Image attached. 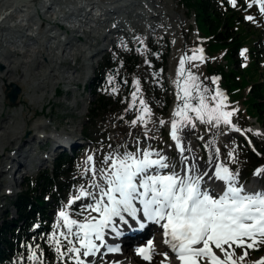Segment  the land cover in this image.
<instances>
[{"label":"rangeland","instance_id":"rangeland-1","mask_svg":"<svg viewBox=\"0 0 264 264\" xmlns=\"http://www.w3.org/2000/svg\"><path fill=\"white\" fill-rule=\"evenodd\" d=\"M127 4H121L122 7L119 5L115 13L110 14L112 20L96 17V22L86 19L81 28L78 25L80 30L85 29L87 32L79 33L83 36L82 41L76 37L79 34L65 33L64 30L57 31L54 25H48L45 21L36 30V36L41 37L42 33L53 28L48 32L47 39L46 37L41 38L42 43L39 44L45 47L46 50L44 47L41 49L46 51V55L49 54L48 61L33 52V48L37 50V44L32 46V41L28 38L18 36L17 33L13 34L17 28L5 24L6 26L2 27L3 30L0 31V61L4 62L7 59L13 61L11 66L5 67L0 64V75L11 67V71L7 73L6 77L13 74L12 76L17 80L16 82L0 80V124L6 120L10 122L8 129L24 126V141H22L20 149L24 146V142H30L31 138L35 136L36 129L33 125L36 122L46 123L47 130L55 127L60 131L74 132L75 139L84 143L73 150L72 165L65 175L58 178V185L51 187L41 195L46 201L44 205L49 208L48 218L50 220L44 221V224L35 222L32 225V230L35 231L40 224L39 226L46 225L47 231L41 230L38 235L31 236L26 244L24 243L25 249L19 254V257L14 255L15 258H10L11 262L7 264H73V260L70 258L71 254H66L63 258L59 256L52 237L54 234L59 236L58 230H61V228L58 229L59 224L56 221V218H59V211L67 205L72 196L77 194L81 186L87 187L90 183L91 175L85 172L84 158L86 154L94 157L96 167L99 168L102 166L103 158L109 153L135 151L138 146H142L153 150L168 149L169 161H173V165H177V169L183 165L182 160L178 157L176 145L170 137V121L177 103L174 81L176 80L178 62L182 55H191V49L202 48L205 60L202 63L200 61L186 63V67L200 78L204 86L210 90L218 88L222 91L227 97V110L235 109L236 111L230 118L231 125L221 123L218 127H213L194 121L195 127H185L180 136L185 141L186 147L195 151L196 157L202 165L209 161L212 162L215 158L212 154H215L218 149L224 164L232 171H238L240 184H243L244 181L248 183L254 176L257 168L250 170V164L245 158L247 149L245 142H248L249 148L253 151H261L264 147V126L256 117L255 109L252 106L255 98L250 91L253 84H258L261 89L260 94L264 97V13L261 12L260 6L254 0H248L246 8L239 13L240 16L244 14L241 18L243 48L230 58L226 57L223 51L217 50L221 49L220 47L209 51L204 48L205 43L198 34L193 15L189 17L190 13L187 12L183 1L157 0V6L153 1L151 9L157 8V10L152 14L144 12L143 7L138 4ZM53 7L56 8L54 5ZM36 8L42 10L39 5H36ZM121 10L126 13H120ZM249 16L252 17L251 20L247 19ZM119 17L121 19H118ZM70 22L77 23L73 17L70 18ZM39 23L42 21L39 20ZM24 32L32 33L31 28L30 30L25 29ZM53 34H59L61 42L57 44L53 39L48 38ZM65 37L69 40H64ZM150 40L157 41L153 44L156 49L153 54V57H157L155 60L149 53ZM163 42H167L168 52L165 68L161 69L160 53L164 48ZM90 43L92 44L90 45ZM75 44L76 46H74ZM77 48L82 49L83 54L79 53ZM100 48H104V50L94 57H89L94 50ZM53 49L55 55L52 52ZM17 52L20 53L17 54ZM242 52L243 55H241ZM74 54H78L77 57ZM133 56L136 57L137 67L128 72L119 57ZM51 59L58 62V65L51 64L49 62ZM211 61L215 65L224 66L225 70L238 69L239 73L236 77L240 86L236 88L226 86L223 79L218 76H216L219 78L217 83L213 84L212 78L215 76L206 72V66ZM8 63L11 62L8 61ZM49 64L54 65L55 69L52 70L54 67ZM73 78L76 79L73 81ZM134 80L140 82L141 91L138 96L144 98L152 111V116L148 118L146 126H142L140 123L133 126L130 122L135 119L136 110L133 108L126 111L131 102V93L135 91ZM11 84L20 89L17 101L13 104L7 98V92L12 88ZM7 86H9L8 89ZM42 88H44L43 91ZM57 90L61 91L60 94ZM101 96L104 100L109 101L105 109L99 107L98 99ZM136 104L139 106V100ZM160 120H164L165 124L161 125ZM8 129L7 131H9ZM4 137L0 131L1 143L5 141ZM84 137H88V139L85 140ZM32 146L36 150L31 159H28L30 162L27 160V164L30 163V166L35 165L38 159L44 156L41 151L49 148L50 140L45 143L33 140ZM26 148L25 144L24 149ZM10 150H12L11 146L6 151L3 150L2 153L8 155ZM57 152L58 150L54 153ZM229 152H233L234 162L229 158ZM46 155L52 158L51 154ZM52 162L53 160L50 158L45 160L43 165L35 166L27 177L34 178L39 171L51 168ZM261 167H264V157H262L261 165L258 168ZM201 168L202 166L199 170ZM22 170L23 167L12 170L17 176L16 184L12 189L13 194L0 186V227H7L9 224L7 221L17 218L12 200L23 190L22 184L26 176H21ZM257 176L259 178L257 184L264 189V174ZM38 194L40 195L42 192ZM72 210L73 207L68 208L69 212ZM77 213L81 212L77 211ZM112 236L114 235L111 234L109 238H113ZM62 243L64 245L62 251H66L67 242L62 239ZM33 251L36 253V258L29 260L28 257ZM239 252L240 249H237V253ZM13 253H16L15 250ZM252 253L253 251H250L246 264H251V261L262 257H253ZM101 261L103 262V259H99L95 264H99Z\"/></svg>","mask_w":264,"mask_h":264},{"label":"snow or ice","instance_id":"snow-or-ice-1","mask_svg":"<svg viewBox=\"0 0 264 264\" xmlns=\"http://www.w3.org/2000/svg\"><path fill=\"white\" fill-rule=\"evenodd\" d=\"M231 2L235 4V0ZM256 2L264 12V0ZM190 52L191 55H182L178 62L174 81L177 103L170 121V137L181 156L186 151L180 138L185 127L194 128V121L213 127L221 123L231 125L230 118L236 111L227 110V97L222 91L210 90L186 67V63L205 60L202 48ZM218 79L212 78V83L216 84ZM133 85L135 91L126 111L135 108L136 117L130 123L146 126L152 111L144 98L138 96L139 80H134ZM159 123L164 125L165 121ZM233 152L228 155L234 162ZM84 164L85 172L92 173L90 187L94 191L81 186L68 200L58 213L66 231L52 237L59 256L71 254L73 264H86L82 257L94 256L100 251L105 243V230L117 231L114 218L128 224L126 217H129L139 222L141 228L145 227L141 221L153 222L163 230V244L170 251L157 252L151 239L146 246L136 249L148 264H157L154 259L157 256L163 257L158 264H246L250 251H258L264 245V190L247 189L239 183L238 171L223 163L215 165L210 177L223 182V187L215 193L205 184L210 174L189 164L187 157L182 160L184 167L177 171L166 155L150 148L138 146L135 151H113L103 158L99 168L94 157L88 155ZM260 174H264V167L255 170L254 175ZM82 198H90L92 202L82 207V220L73 219L68 208ZM117 234L120 233L117 231ZM61 238L67 241L66 251H62ZM107 251L117 252L119 248L108 247ZM35 258L33 251L28 259ZM251 264H264V256Z\"/></svg>","mask_w":264,"mask_h":264},{"label":"bare ground","instance_id":"bare-ground-1","mask_svg":"<svg viewBox=\"0 0 264 264\" xmlns=\"http://www.w3.org/2000/svg\"><path fill=\"white\" fill-rule=\"evenodd\" d=\"M84 1H87L88 2V5H91L92 8H97V10L99 11V17H104L107 20H112L110 14L115 13V10L118 9L119 5L125 4V3H128V4L129 3H131V4H133V3L134 4H138L140 7H143V9H144L143 11L144 12H146V13L150 12L149 14H152V13L156 12V10H157V8H152L151 9V7H152L151 6V3L154 1L155 6H157L156 5V1L157 0H140V1H138V0H0V31L3 30L2 27L6 26L5 24H7V26H9V27L17 28L15 31H13V34L14 33H17L16 35L19 34L18 36L28 38L29 40L32 41V46H34L35 44H37V50H35V48H33V52L35 54H39V57L40 58L41 57L44 58L45 61L46 60L48 61V59H49L48 58V55L49 54L46 55V53H45L46 51L44 52L45 47L44 46H41L39 44L42 43V40H40L41 38L46 37V39H47L48 32L49 31H52L53 28L51 27L48 30H46L44 33H42V36L41 37L36 36V30L39 29V27L41 26V24L42 25L44 24V22H45L44 19H48L49 18L50 20H53L54 18H57L58 17L57 19L59 21H61V20H65V19H70L72 17L74 18L75 12H77L76 14H79V12L82 10V4H83ZM254 2L257 3L256 0H254ZM166 4H167V2H166ZM257 4H259V3H257ZM36 5H39V7L42 10H44L43 18H41L39 12L36 11V9H37L36 8ZM53 5L56 8H54ZM121 7H122V5H121ZM66 8H67V10H66ZM124 10H121L119 12L120 13L121 12L122 13H126ZM153 15H155V14H153ZM86 19L87 18H85V19H83V20H81L79 22L78 25H79L80 28H81V25H83V23H84V21ZM118 19H121V18L119 17ZM39 20H41L42 23H39ZM45 23H47L48 25H51L52 24V23L47 22V21ZM52 25H54L56 28L58 27V24L57 23H54ZM30 28H31L32 33H28L27 34V33L24 32L25 29L26 30H28V29L30 30ZM80 28H79V30L74 31L73 34H79V33H84L85 34L86 30L85 29L80 30ZM91 29H93V28H91ZM87 31H90V30H87ZM55 33H56V31H55ZM93 34H95V33H93ZM84 36H86V35H84ZM48 38L53 39V41H55L57 44L59 42H61V37H60L59 34H53L51 37L49 36ZM67 39L68 38L65 37L64 40H67ZM77 39L79 41H82L83 40V36L81 34H79L78 37H77ZM91 44L92 43H90V45ZM74 46H76V44ZM41 47H44V49L42 50ZM55 47H57V46H55ZM60 48H61V46H60ZM62 50H63V47H62ZM76 50L79 53H82V51H83L80 48H77ZM102 50H104V48H100V49L94 50V52L91 53V55L89 57L96 56L97 54H99L100 52H102ZM52 52H54V55H55L54 49H53ZM66 52H67V50H66ZM19 53L17 52V54H19ZM63 54H64V52H63ZM52 55L53 54H51V56ZM66 55H68V53ZM71 55H73V53H71ZM74 55H75V57H77L78 54L77 55L74 54ZM8 61L11 62V63H8ZM12 62H13L12 60L7 59V61L5 60L4 62L0 61V64L4 65L6 67V66H11ZM49 62H51V64L54 63L55 66L58 65V62H56V61H54L52 59ZM54 65H50V66H53L54 67V68H52V70L55 69V66ZM60 65H61V63H60ZM86 65H88V64H86ZM9 71H11V67L8 68V69H6V72L4 74H1L0 75V80L1 79H4V80L9 81V82H16L17 80L15 79L14 76H12L13 74H11L12 77L11 76L6 77V75H7V73ZM63 75H64V73H63ZM74 79H76V78H73V81H74ZM43 89L44 88H42V91H43ZM34 99H36V98H34ZM38 99H40V98H38ZM9 126H10V122H8L6 120H3V122L0 124V131L5 136L4 137L5 141L2 142V143L0 142V157H1V159H0V184H2L0 186L3 187L4 189L8 190L9 193H12L13 194L12 189H13L14 185L16 184L15 182L17 181V179H16V177L14 175H13L12 179H9V176L12 175V173H13L12 170L13 169H19V167H21V168L22 167L23 168H27L28 167L29 164H27V163L31 159V156H32L33 152L36 150L32 146V141L33 140H39L40 142L45 143V142L48 141V139H52V138L54 139V135H56L57 136V140L58 139L60 140L62 138V139H65V141H66L67 140V137L69 135L70 136L72 135V137L75 138V134H74V132H70V131H65V130L60 131L59 129H57L55 127L52 128V129H50V130H48V131H46L45 129L48 127V125H46V123H44V122H36L33 125L34 129H36L35 136L33 138H31L30 142L25 140L26 142L23 143L24 146L20 149V147L22 145V141H24L23 140L24 139V135H23V133H24V126H19V127L17 126L16 128L14 127L12 129H8ZM7 129L9 131H7ZM180 138H181V141H182V143H183L186 151L183 153V156H181V154L177 150V154L179 155L178 157L181 160H183V157H187L188 158V163H190L192 165H195L198 169L202 166V168L200 169V172H202V173L207 172V173L210 174L209 177H206L205 178V184H206V186L210 190H212L214 193L215 192H218L223 187V182L222 181L215 180L214 178H210V177H211V174L214 172V169H215V165L216 164H219V163H223L224 164V160H223V157L220 154V151H219V155H217V152H215V154H212V155L215 156V158L213 159L212 162L209 161L207 164H203L202 165L198 161V159L196 157L195 151L192 150V149H190V148H188V147H186L185 141H183V139H182L181 136H180ZM1 139H2V137H1ZM25 144L27 146L26 149H24ZM174 144L176 145V142L175 141H174ZM10 146H11L12 150L9 151L8 155H5L4 153H2L3 150L6 151V149L8 147H10ZM148 146H150V145H148ZM145 148H149V147H145ZM154 151L160 152L161 154L166 155L168 158L170 157V153H169V150L168 149L167 150H154ZM88 155H90V154H86V156L84 158V161L86 160V158H87ZM44 162H45V160L43 158H41L40 159V165H43ZM183 167L184 166H182L178 171H180ZM91 175H92V173H91ZM258 180H259V178L256 175L252 179V183L247 184V185L243 184V185L246 186V188L249 189V190H256V191L264 190L263 188H261V187L258 186V184H257ZM3 183H5V184H3ZM87 190H90V188H88ZM80 201H81V199L75 201V203L78 204ZM14 220L7 221V222H12L13 223ZM115 220H116V224L115 225H118V223H119L118 218H116ZM158 226L159 225H157V224H155L153 222H148V226H147L146 230L149 229V227L151 229H153V228L155 229ZM63 231H66V229H64ZM60 232L61 231H59V233ZM132 236H138L137 240L133 241L132 238L128 239V237L123 238L124 240H120L121 241V248H120V251L117 252V253H101L100 252L101 251V248L103 249V246H101L100 251L97 252L96 255L90 256V257H87V258H83V257L82 258L85 259L86 264H95L96 261L99 258H103V259L108 260L107 263L101 262L100 264H148V262L144 261L142 259V257H140L137 254L136 249L138 247H144V246H146L147 241L149 239L153 240L154 244L156 245L157 252H161V251H164V250H168L167 247H166V245L163 244V240L162 239H156L154 236H143V237H140L139 238V233H136V234H134ZM127 239L129 241V243L128 244H125V242H127ZM104 240H105V243L104 244H106L107 241H109V234L106 233V232H105V238H104ZM97 243H100V242H97ZM162 258H163L162 256H157L154 259L157 261V264H158V261L160 259H162Z\"/></svg>","mask_w":264,"mask_h":264},{"label":"trees","instance_id":"trees-1","mask_svg":"<svg viewBox=\"0 0 264 264\" xmlns=\"http://www.w3.org/2000/svg\"><path fill=\"white\" fill-rule=\"evenodd\" d=\"M187 8V12L193 15L194 22L198 29L200 38L205 43V49L212 50L215 47L223 51L226 57L232 58L237 54L243 46L241 38L242 23L239 13L246 8V3L241 0H235V4L231 0H181ZM155 40L149 41V53L152 59L157 57L153 54L156 52L153 44ZM164 43V42H163ZM162 44V43H161ZM161 51V69L165 68V60L168 52V44L164 43ZM217 52V51H215ZM212 52V53H215ZM107 60V59H105ZM124 67L131 72L136 69V57H119ZM207 74L211 76H219L223 79L226 86L239 87L240 83L237 79L238 69L225 70L224 66L215 65L213 61L208 62L206 66ZM258 84L250 87L252 96L255 98L252 106L259 122L264 126V103L261 89ZM59 93L60 90H57ZM99 107L105 109L109 101L104 100L101 96L98 99ZM261 156L256 152L247 150L245 154L246 160L250 164V170L256 169L261 165L262 157H264V147L259 151ZM72 165L71 157L68 153L59 154L52 163L50 169L40 172L35 178H26L22 184L23 190L19 192L12 200V205L16 209L17 218L9 222L8 226L0 227V264L10 263V258L19 257L24 249L26 241L33 235H38L40 230H32V225L37 218H43L46 214V202L41 195L58 185V178L67 173L68 168ZM250 172V171H248ZM60 185V184H59ZM61 186V185H60ZM42 192V194H38ZM15 250V254L13 251ZM253 257L264 256V245H261L258 251H253Z\"/></svg>","mask_w":264,"mask_h":264},{"label":"water","instance_id":"water-1","mask_svg":"<svg viewBox=\"0 0 264 264\" xmlns=\"http://www.w3.org/2000/svg\"><path fill=\"white\" fill-rule=\"evenodd\" d=\"M12 88L7 92V97L9 99V102L11 104L15 103L16 102V99H17V96L20 92V89L14 85V84H11ZM9 88V86H7V89Z\"/></svg>","mask_w":264,"mask_h":264}]
</instances>
